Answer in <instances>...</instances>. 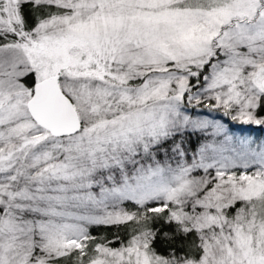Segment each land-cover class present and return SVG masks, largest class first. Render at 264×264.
Segmentation results:
<instances>
[{
  "label": "snow or ice",
  "instance_id": "1",
  "mask_svg": "<svg viewBox=\"0 0 264 264\" xmlns=\"http://www.w3.org/2000/svg\"><path fill=\"white\" fill-rule=\"evenodd\" d=\"M0 264H264V0H0Z\"/></svg>",
  "mask_w": 264,
  "mask_h": 264
},
{
  "label": "rangeland",
  "instance_id": "2",
  "mask_svg": "<svg viewBox=\"0 0 264 264\" xmlns=\"http://www.w3.org/2000/svg\"><path fill=\"white\" fill-rule=\"evenodd\" d=\"M254 134H255V135H260L261 133L258 132V131H256V132H254Z\"/></svg>",
  "mask_w": 264,
  "mask_h": 264
},
{
  "label": "trees",
  "instance_id": "3",
  "mask_svg": "<svg viewBox=\"0 0 264 264\" xmlns=\"http://www.w3.org/2000/svg\"><path fill=\"white\" fill-rule=\"evenodd\" d=\"M95 231V230H94Z\"/></svg>",
  "mask_w": 264,
  "mask_h": 264
}]
</instances>
